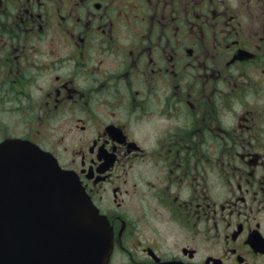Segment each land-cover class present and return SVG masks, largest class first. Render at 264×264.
Wrapping results in <instances>:
<instances>
[{"label": "flooded vegetation", "instance_id": "1", "mask_svg": "<svg viewBox=\"0 0 264 264\" xmlns=\"http://www.w3.org/2000/svg\"><path fill=\"white\" fill-rule=\"evenodd\" d=\"M12 137L77 174L107 264H264V0H0Z\"/></svg>", "mask_w": 264, "mask_h": 264}, {"label": "water", "instance_id": "2", "mask_svg": "<svg viewBox=\"0 0 264 264\" xmlns=\"http://www.w3.org/2000/svg\"><path fill=\"white\" fill-rule=\"evenodd\" d=\"M111 247L73 172L35 145L0 143V264H106Z\"/></svg>", "mask_w": 264, "mask_h": 264}, {"label": "rangeland", "instance_id": "3", "mask_svg": "<svg viewBox=\"0 0 264 264\" xmlns=\"http://www.w3.org/2000/svg\"><path fill=\"white\" fill-rule=\"evenodd\" d=\"M49 132H50V133H54V131H53V130H52V131H49ZM65 145H67V146H68L69 144H65Z\"/></svg>", "mask_w": 264, "mask_h": 264}]
</instances>
